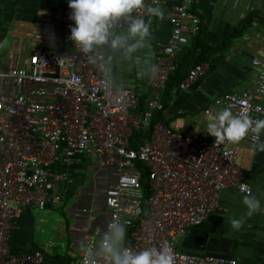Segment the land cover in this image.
Returning a JSON list of instances; mask_svg holds the SVG:
<instances>
[{
  "label": "built area",
  "instance_id": "obj_1",
  "mask_svg": "<svg viewBox=\"0 0 264 264\" xmlns=\"http://www.w3.org/2000/svg\"><path fill=\"white\" fill-rule=\"evenodd\" d=\"M62 3L59 38L68 41L72 51L34 49L21 67L0 71V79L11 83L9 90H0V264L44 263L40 251L10 254L13 222L24 208L43 212L59 203V182L65 175L53 167L68 166L86 153L98 161L105 158L102 167H114L115 183L107 188L104 199L110 218L104 231L95 229L81 254L68 264H84L88 251L98 247L113 222L125 226L124 247L133 252L168 246L175 264H236L211 255L182 254L175 239L211 217L221 191L233 188L244 197L253 195L236 158L238 145H256L261 137L258 141L249 135L239 144H215L207 133L181 134L164 123L150 128L154 113H164L161 96L176 70V51L200 33V21L189 10L193 0H182L169 15V42L150 64L152 96L143 112H138L140 97L135 91L126 85L114 90L109 72L76 50L69 39L74 26L69 0ZM148 7L145 1L134 17L146 20ZM252 66L259 69L255 86L223 94L214 105L229 108L237 116L264 120V62L253 60ZM204 68V64L193 66L178 89L188 90ZM148 129L149 136L134 149V132ZM136 162L147 167L148 194L141 186ZM100 264L107 262L101 259Z\"/></svg>",
  "mask_w": 264,
  "mask_h": 264
},
{
  "label": "crops",
  "instance_id": "obj_2",
  "mask_svg": "<svg viewBox=\"0 0 264 264\" xmlns=\"http://www.w3.org/2000/svg\"><path fill=\"white\" fill-rule=\"evenodd\" d=\"M145 1L160 7L163 15H148L145 22L151 26V36L131 60L119 52L111 53L109 78L114 90L129 86L146 106L152 96L150 64L168 45L169 15L182 0ZM189 10L200 21V34L176 51L175 63L183 57L192 67L204 64L205 68L188 90L178 86L170 90L162 123L174 132L198 135L207 133V124L225 109L214 105L215 98L255 86L259 69L252 61L264 62V0H193ZM62 11V0H0V71L21 67L34 49L72 51L70 43L59 38ZM10 88L9 80L0 79V90ZM207 110L210 114H205ZM254 146L238 145L236 165L253 189L251 196L261 201L264 153L255 151ZM101 161L86 153L68 166L58 163L53 167L57 174L65 175L59 182L61 201L43 212L29 207L20 211L13 222L10 254L40 251L43 264H68L81 254L95 229L104 231L110 218L105 192L115 177L114 167H102ZM244 199L233 188L221 191L211 217L179 238V252L211 255L236 264H264V211L249 217ZM232 219L241 220L243 226L233 229Z\"/></svg>",
  "mask_w": 264,
  "mask_h": 264
},
{
  "label": "clouds",
  "instance_id": "obj_3",
  "mask_svg": "<svg viewBox=\"0 0 264 264\" xmlns=\"http://www.w3.org/2000/svg\"><path fill=\"white\" fill-rule=\"evenodd\" d=\"M144 7L145 0H69V18L74 24L69 39L76 50L88 56L90 63L110 72L111 53L119 52L131 60L138 50L146 46L151 26L145 20L134 17V13ZM147 14L160 17L163 12L160 7L153 6L147 8ZM207 134L215 138V144H239L249 135L259 141L264 135V120L237 116L231 109L225 108L207 124ZM254 150L264 153V142L257 143ZM243 204L249 217L264 211V205L254 196L245 197ZM230 223L236 230L243 226L239 219H232ZM125 238L124 225L109 224L98 247L88 251L84 264H100L101 259L107 264H175L170 247L136 253L124 247Z\"/></svg>",
  "mask_w": 264,
  "mask_h": 264
},
{
  "label": "trees",
  "instance_id": "obj_4",
  "mask_svg": "<svg viewBox=\"0 0 264 264\" xmlns=\"http://www.w3.org/2000/svg\"><path fill=\"white\" fill-rule=\"evenodd\" d=\"M200 34V33H199ZM199 34L197 36H195V38H197L199 36ZM194 38V37H193ZM192 50L188 49V53L191 54ZM181 59V60H180ZM192 68V65H190L189 63H187V61L184 60L183 57L179 58V60H176V70L175 72L169 77L168 81H167V87L166 89L163 91V95H162V99L161 102L163 104V107L166 108L168 101L170 99V90L175 87L178 86L179 83L186 77L188 71ZM144 104L142 102V100L139 103V107H138V111L139 112H143L144 110ZM162 118V113L161 112H156L154 113V117L151 123V129L152 126L155 125L156 123H162L163 121ZM151 129H148L147 131H135L133 134V138H132V147L134 149H136L137 147V143H139L140 141L146 139L150 132ZM135 169L140 172L141 174V186L144 190V192L146 194H148V188H147V184H146V178H147V167L136 162L135 163ZM125 242V241H124Z\"/></svg>",
  "mask_w": 264,
  "mask_h": 264
},
{
  "label": "rangeland",
  "instance_id": "obj_5",
  "mask_svg": "<svg viewBox=\"0 0 264 264\" xmlns=\"http://www.w3.org/2000/svg\"><path fill=\"white\" fill-rule=\"evenodd\" d=\"M179 238H180V237H177V238L175 239L176 244L179 243Z\"/></svg>",
  "mask_w": 264,
  "mask_h": 264
}]
</instances>
